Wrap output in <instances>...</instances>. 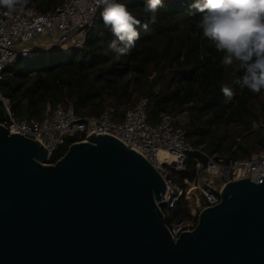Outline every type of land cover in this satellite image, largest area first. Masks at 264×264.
I'll use <instances>...</instances> for the list:
<instances>
[{"label": "water", "instance_id": "obj_1", "mask_svg": "<svg viewBox=\"0 0 264 264\" xmlns=\"http://www.w3.org/2000/svg\"><path fill=\"white\" fill-rule=\"evenodd\" d=\"M228 180L174 238L160 172L94 131L54 162L0 121V264H264V177Z\"/></svg>", "mask_w": 264, "mask_h": 264}, {"label": "trees", "instance_id": "obj_2", "mask_svg": "<svg viewBox=\"0 0 264 264\" xmlns=\"http://www.w3.org/2000/svg\"><path fill=\"white\" fill-rule=\"evenodd\" d=\"M61 0H22L38 12L54 9ZM145 22L148 0H117ZM195 0H162L156 23L140 33L130 54L116 60L109 45L115 39L104 27L102 8L85 43L68 52L58 47L41 49L31 56H19L1 72L0 94L18 117L40 118L47 104L73 106L79 115L111 111L119 121L141 98H147L151 122L160 111L176 118L186 141L211 157L228 154L232 159L248 158L264 149V89L253 93L234 83L242 76L239 62L225 68L223 53L197 29L201 13L192 8ZM192 13V15H191ZM227 85L231 99L221 89ZM185 115L180 121L178 116ZM1 118V110H0ZM74 139H68L49 158L56 161ZM188 153L184 169L174 172L175 181L193 178L195 159ZM166 223L191 218L186 199L168 209L161 206ZM197 219V217H194Z\"/></svg>", "mask_w": 264, "mask_h": 264}, {"label": "built area", "instance_id": "obj_3", "mask_svg": "<svg viewBox=\"0 0 264 264\" xmlns=\"http://www.w3.org/2000/svg\"><path fill=\"white\" fill-rule=\"evenodd\" d=\"M101 8L97 0H61L54 9L44 13L23 3L11 11L0 7V79L7 64L19 56H31L51 47L65 52L82 47L86 31L93 26ZM0 110V121L8 132L37 139L47 149L48 161L68 139L84 141L87 134L94 131L129 144L163 177L166 192L158 202L160 206L170 209L180 198L189 203L191 218L172 219L166 223L174 238L195 226L194 217L200 209L219 201L218 193L226 181L250 176L251 181L259 182L264 177V149L243 159H232L228 154L211 157L186 141L184 129L166 111H160L151 122L147 115V98L137 101L119 121L112 119L108 109L99 115H79L71 104L66 107L47 104L38 119L18 118L1 94ZM262 127L264 131V124ZM188 153L199 155L195 159V174L193 178H183L179 184L170 178L168 171H182Z\"/></svg>", "mask_w": 264, "mask_h": 264}, {"label": "clouds", "instance_id": "obj_4", "mask_svg": "<svg viewBox=\"0 0 264 264\" xmlns=\"http://www.w3.org/2000/svg\"><path fill=\"white\" fill-rule=\"evenodd\" d=\"M97 2L102 6L104 27L115 38L109 48L116 60L130 54L140 35L138 26L147 30L149 23H156L157 11L162 5V0H148L142 24L124 3ZM21 3L22 0H0V7L11 11ZM191 7L201 13L196 21L197 29L223 53L221 65L227 68L239 62L243 69L242 76L234 83L253 93L264 89V0H195ZM221 91L228 99L232 98V90L227 85Z\"/></svg>", "mask_w": 264, "mask_h": 264}, {"label": "rangeland", "instance_id": "obj_5", "mask_svg": "<svg viewBox=\"0 0 264 264\" xmlns=\"http://www.w3.org/2000/svg\"><path fill=\"white\" fill-rule=\"evenodd\" d=\"M178 119L180 121H184L185 120V115L178 116ZM168 174H169L170 178L175 182V174H174V172H172V171L169 170L168 171ZM179 184H181V183H179Z\"/></svg>", "mask_w": 264, "mask_h": 264}, {"label": "bare ground", "instance_id": "obj_6", "mask_svg": "<svg viewBox=\"0 0 264 264\" xmlns=\"http://www.w3.org/2000/svg\"><path fill=\"white\" fill-rule=\"evenodd\" d=\"M162 154V152H159V155H161Z\"/></svg>", "mask_w": 264, "mask_h": 264}]
</instances>
